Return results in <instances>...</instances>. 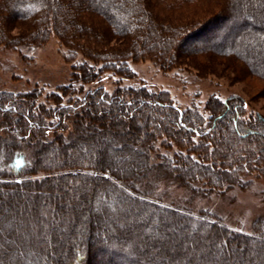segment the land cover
Returning <instances> with one entry per match:
<instances>
[{"label":"trees","instance_id":"trees-1","mask_svg":"<svg viewBox=\"0 0 264 264\" xmlns=\"http://www.w3.org/2000/svg\"><path fill=\"white\" fill-rule=\"evenodd\" d=\"M219 25L229 43L188 45ZM16 26L27 35L12 37ZM51 34L72 62H86H75L50 106L38 89L0 92V264H20L18 251L33 264H264L253 261L264 247L261 220L252 234L235 232L209 210L165 206L150 183L157 176L199 197L264 178V118L237 96L201 111L147 86L101 82L107 73L134 80L129 62L170 70L213 52L264 79V0H0V45L34 46ZM64 136L80 147L65 151ZM48 145L55 150L43 157ZM27 201L47 222L41 237L37 224L22 231ZM228 239L249 244L246 259L219 255Z\"/></svg>","mask_w":264,"mask_h":264},{"label":"rangeland","instance_id":"rangeland-1","mask_svg":"<svg viewBox=\"0 0 264 264\" xmlns=\"http://www.w3.org/2000/svg\"><path fill=\"white\" fill-rule=\"evenodd\" d=\"M218 27V30L214 32H208L200 38H194L188 45H197L204 41L215 45L229 43L231 35L225 34L227 31L222 30L220 25ZM28 28L16 26L11 29L10 35L17 38L25 37ZM110 45L113 49L121 48V42L116 40L111 41ZM209 55L204 54L193 58L192 55H189V58L184 56L183 61L187 64H184L186 67L170 70L163 69L149 60L133 61L129 62V66L136 74L134 80H125L107 73L101 82L110 90L114 89L115 84L119 82L126 86H147L152 91L167 93L173 102L182 109L196 107L201 111H204L205 105L212 98L224 100L237 96L248 103L247 112L249 116L264 118V79L254 75L245 63L236 57H227L214 52ZM69 57L67 49L60 43L55 34H51L46 40H38L34 46L8 48L0 45V92L17 94L38 89L43 94L38 102L50 106L51 102L47 100V97L52 94H61V89L71 84L75 62H86L82 55L75 62H72ZM197 69L199 70L197 71ZM88 88L89 86H86V89ZM66 101L68 98L65 99ZM64 137L61 142L64 144L63 149L65 151L70 152L80 147V143L75 145L70 137ZM242 143L243 141L237 142L238 145ZM91 146L93 145L89 142L87 148L89 149ZM40 150L39 153L43 157H52L55 145L43 146ZM42 176L38 177L41 178ZM248 180H251L252 184L243 188L241 186L227 190L223 194L217 192L199 197H195L188 189L175 182L157 176L150 183L154 194L162 197L161 201L165 206L174 203L180 208H189L195 212L201 209L209 210L222 219L233 231L252 234L254 223L257 220H261L260 224H264V178L253 177ZM1 190L6 191L5 188ZM40 190L45 191L42 188ZM39 200L42 202L43 198ZM25 203L29 209L28 201ZM27 212L31 213L30 209ZM68 212L70 219L78 213L76 208L69 209ZM31 214L25 218L27 226L22 231H28L29 234L32 224L33 226L37 224L38 232L35 235L41 237L44 227L47 226L45 219L40 218L43 212L36 210V213L32 211ZM1 229L2 235L8 236L10 234L9 228L2 227ZM66 229H68L66 226H61L62 231ZM11 236L12 234H10V238ZM222 244L218 245L220 256L240 262L248 256L249 244L247 242L236 246L232 245L228 239L227 243L223 242ZM51 245L54 246L53 243ZM18 253L22 257L18 260L20 264L34 263V258H27L26 251H23L25 258L21 251ZM34 254L36 253L32 251L31 256ZM253 261L264 263V247L260 248Z\"/></svg>","mask_w":264,"mask_h":264},{"label":"snow or ice","instance_id":"snow-or-ice-1","mask_svg":"<svg viewBox=\"0 0 264 264\" xmlns=\"http://www.w3.org/2000/svg\"><path fill=\"white\" fill-rule=\"evenodd\" d=\"M19 164H20V162H19V161H17V167H19Z\"/></svg>","mask_w":264,"mask_h":264}]
</instances>
